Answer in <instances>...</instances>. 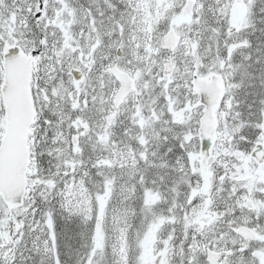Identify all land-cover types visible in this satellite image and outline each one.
Returning <instances> with one entry per match:
<instances>
[{
  "label": "snow or ice",
  "instance_id": "snow-or-ice-1",
  "mask_svg": "<svg viewBox=\"0 0 264 264\" xmlns=\"http://www.w3.org/2000/svg\"><path fill=\"white\" fill-rule=\"evenodd\" d=\"M0 264H264V0H0Z\"/></svg>",
  "mask_w": 264,
  "mask_h": 264
}]
</instances>
